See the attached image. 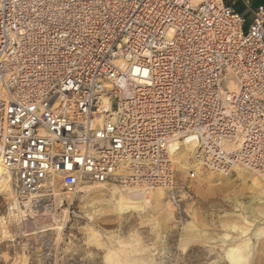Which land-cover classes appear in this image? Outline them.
Returning a JSON list of instances; mask_svg holds the SVG:
<instances>
[{
  "label": "built area",
  "instance_id": "1",
  "mask_svg": "<svg viewBox=\"0 0 264 264\" xmlns=\"http://www.w3.org/2000/svg\"><path fill=\"white\" fill-rule=\"evenodd\" d=\"M229 1L0 0V165L17 199L172 189L170 143L190 137V182L263 170L264 7Z\"/></svg>",
  "mask_w": 264,
  "mask_h": 264
},
{
  "label": "rangeland",
  "instance_id": "2",
  "mask_svg": "<svg viewBox=\"0 0 264 264\" xmlns=\"http://www.w3.org/2000/svg\"><path fill=\"white\" fill-rule=\"evenodd\" d=\"M246 2L251 8L229 1L242 13ZM191 156L184 169L173 158L172 195L163 188L166 204L146 213H120L113 185H90L74 197L57 190L30 210L19 200L17 221L9 215L15 198L0 192V264H230L227 251L242 241L239 264H264V169L190 182Z\"/></svg>",
  "mask_w": 264,
  "mask_h": 264
},
{
  "label": "bare ground",
  "instance_id": "3",
  "mask_svg": "<svg viewBox=\"0 0 264 264\" xmlns=\"http://www.w3.org/2000/svg\"><path fill=\"white\" fill-rule=\"evenodd\" d=\"M229 87L230 89L235 88L233 84H230ZM196 145H197V140L195 137H190L186 139L185 141H173L170 143V152L174 158L175 163L178 165V167H180L181 169L182 168L184 169L183 162L184 160L188 158L187 157L188 152L193 151ZM239 169L241 170L242 168H239ZM242 170H244V168ZM254 171L256 172L257 175H260L259 171H256V170ZM245 172L244 173L241 172L240 176H245ZM251 176H252L251 178H253L254 174L253 175L251 174ZM12 180H13L12 173L9 171H6L0 165V192L7 193L8 195L13 196L15 198L13 203L11 202L12 206L10 207L9 215H11V217H13L15 220L18 221L20 215L24 214L25 211L20 206L19 199H17L15 195ZM56 191L57 189L51 188L47 190L46 193H49V194L51 193V195L49 196L54 197L57 194ZM112 191H113V197L116 198V202L119 208L118 211L120 213H124V212L127 213L128 211L146 213L147 211L153 208V204L156 201L161 202L162 204L163 203L166 204L167 193L163 188L134 187V188L120 189L118 186L113 185ZM169 192L171 196L172 195L171 189L169 190ZM24 205L27 208V210H30L32 203L31 202L25 203ZM252 217H254V215H252ZM242 242L243 243L242 244L240 243L241 245H239L238 247H234L227 251V256H228V260L230 264H239L240 260L242 259L243 256L241 255V251L244 246V241Z\"/></svg>",
  "mask_w": 264,
  "mask_h": 264
},
{
  "label": "crops",
  "instance_id": "4",
  "mask_svg": "<svg viewBox=\"0 0 264 264\" xmlns=\"http://www.w3.org/2000/svg\"><path fill=\"white\" fill-rule=\"evenodd\" d=\"M255 2H257V5L254 4ZM250 4H251V8L252 9H256V8H258L260 6L264 7V0H250ZM244 14H246L247 16L250 15L248 10H246V13H244Z\"/></svg>",
  "mask_w": 264,
  "mask_h": 264
}]
</instances>
